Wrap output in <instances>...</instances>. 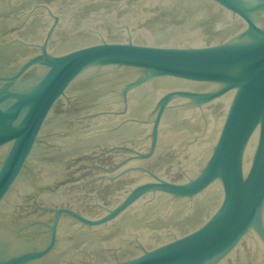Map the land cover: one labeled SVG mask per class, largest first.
Listing matches in <instances>:
<instances>
[{
  "label": "water",
  "instance_id": "1",
  "mask_svg": "<svg viewBox=\"0 0 264 264\" xmlns=\"http://www.w3.org/2000/svg\"><path fill=\"white\" fill-rule=\"evenodd\" d=\"M0 264H264V0H0Z\"/></svg>",
  "mask_w": 264,
  "mask_h": 264
}]
</instances>
